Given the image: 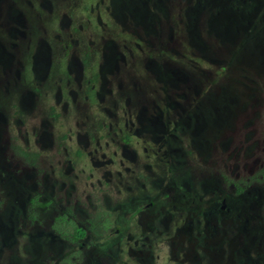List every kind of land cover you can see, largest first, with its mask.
Returning <instances> with one entry per match:
<instances>
[{"label": "flooded vegetation", "instance_id": "af4514ba", "mask_svg": "<svg viewBox=\"0 0 264 264\" xmlns=\"http://www.w3.org/2000/svg\"><path fill=\"white\" fill-rule=\"evenodd\" d=\"M247 50L264 65V0H0V155L20 164L41 160L2 141L4 117H46L49 139L45 130L61 119L62 150L67 157L71 150L63 173L69 191L74 182L83 189L102 181L114 187L125 178L120 167L130 181L141 180L138 198L128 197L131 209L110 212L101 195L111 215L95 226L121 230L104 243L125 239L133 245L128 253L154 264L151 237L166 233L175 264H264V192L240 186L227 192L219 179L194 168L199 159L213 168L236 128L250 124L242 116ZM236 74L244 82L236 84ZM73 160L81 169L76 175ZM148 180L153 192L146 191ZM4 196L10 210L26 208L23 193ZM69 218L54 217L49 236L83 244L86 227ZM0 224V264H18L13 228Z\"/></svg>", "mask_w": 264, "mask_h": 264}, {"label": "rangeland", "instance_id": "374dc122", "mask_svg": "<svg viewBox=\"0 0 264 264\" xmlns=\"http://www.w3.org/2000/svg\"><path fill=\"white\" fill-rule=\"evenodd\" d=\"M246 56L251 57V61L248 59L247 63L251 68L247 69L246 67L244 73L247 81L245 83L246 89L242 93H245L244 95L247 97V110L242 116L244 117V123L250 121V124L241 128L240 131L239 128H236L237 133L235 134L234 131L231 134L232 143L228 153H225L226 157L223 159L220 157L217 160V156H214L213 168L215 170L208 164L211 163L210 160L202 162L199 159L194 162L198 163L194 168L199 169L200 176L213 175L212 178L215 183L219 179L222 189L230 193L233 192L236 186L243 189L259 188L264 192V65L258 67L255 58L251 56L248 50ZM258 69L262 71L260 77L257 76ZM188 71L195 76L193 70ZM234 76L236 84L239 81L244 82L242 78L241 80L237 78L238 74ZM234 76L231 75L232 78ZM200 78L206 79V75H202ZM4 118L7 121V126L4 127L6 130L2 141H6V144L10 147H21L28 153H39L41 159L36 161L34 157H30L20 164L15 159L10 160V157L16 158L14 155H5V153L0 155V179L3 180V182H0V189L3 192L0 195V220L13 228V237L16 238L20 250V253L17 254L18 264H31L34 259L36 260L34 264H74L75 262L79 264L80 261L85 259H88L86 264L89 261L93 262L94 259L98 260L99 263L94 262L97 264H142L141 259L143 256L139 257L135 251L128 253L129 248L133 246L132 242L127 244L128 246L125 239L117 240L114 244L104 243L103 240L109 239L110 233L121 230H115L116 227L112 226L102 230L99 226H95V222L99 220L98 217L103 220L105 217H109L111 210H114L116 206L123 207V210H125V207L131 209L133 206L128 203V197L131 195V197L138 198L137 195H140L138 187L141 186V180L139 182L130 181L124 168L120 167L125 178L120 182L117 181L114 187L102 181V185H98L96 188L97 183L93 182L95 189L98 190L95 193L92 192L95 189L94 187L91 188V182L87 183L86 189L81 188L78 183L74 182L76 189L71 192L68 187L69 179L63 176L65 169L68 167L67 160L71 159V150H67L68 157L65 156L62 150L63 143L60 136L63 133V128L61 119L55 124L54 128L49 127L45 130L52 135V138L49 139L48 134L43 133L45 122L49 120L46 117L22 116L17 119L7 116V118ZM17 120H21L20 126L17 125ZM64 129L66 130L65 126ZM240 132H245V134ZM65 147L68 149L67 145ZM77 162V160L72 162L73 175L81 171ZM125 165L128 164L125 163ZM105 169L113 170L112 167ZM84 177L83 175L82 179ZM15 179L21 180L20 183L23 188L17 186ZM125 183L130 184L131 193H127ZM145 183L146 191H152L150 189L151 180ZM64 184H66V187ZM78 188H80L79 191ZM113 189L116 191L119 189L120 191L115 192ZM18 192L24 194L23 204L26 208L23 209L22 213L10 210V207L14 205L10 202V198L4 196L14 195ZM102 194L109 201L107 206L110 212L105 207L101 197ZM33 197H38L37 206L30 208L28 207V201ZM138 205L135 204L134 206ZM62 214L70 217L75 225L86 227L88 233L82 240L83 244L78 242L75 244L66 243L63 241L64 238L56 232L53 238L49 236V233L53 231L51 223L54 217ZM262 216L264 218V205ZM180 221L179 219L178 222ZM173 228L174 225H171L169 233L173 231ZM138 231V229L134 230L135 238H137ZM165 234L151 237L149 250L152 255L156 256L154 264H175L170 259V243L166 242L167 235ZM117 242H120V244H116ZM82 245H84V249L81 251L80 247ZM96 246L101 249L99 255L96 252ZM16 247H13L12 254H14V248ZM146 249L147 246H144V251ZM33 250L37 251V258L32 253ZM3 256L5 257L3 260H6L8 253L5 251ZM149 260L148 257L145 258L146 262Z\"/></svg>", "mask_w": 264, "mask_h": 264}]
</instances>
